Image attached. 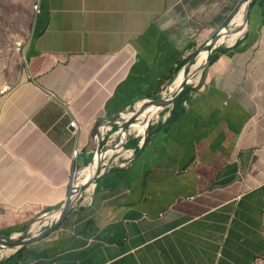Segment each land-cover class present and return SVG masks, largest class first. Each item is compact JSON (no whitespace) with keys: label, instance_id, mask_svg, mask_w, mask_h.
<instances>
[{"label":"crops","instance_id":"1","mask_svg":"<svg viewBox=\"0 0 264 264\" xmlns=\"http://www.w3.org/2000/svg\"><path fill=\"white\" fill-rule=\"evenodd\" d=\"M38 5L14 86L0 92V217L57 209L73 172L97 156L104 166L52 231L0 264H264V0ZM228 22L236 38L213 48L175 114L173 101L142 132L118 133L172 95ZM113 143L122 150L109 158Z\"/></svg>","mask_w":264,"mask_h":264},{"label":"rangeland","instance_id":"2","mask_svg":"<svg viewBox=\"0 0 264 264\" xmlns=\"http://www.w3.org/2000/svg\"><path fill=\"white\" fill-rule=\"evenodd\" d=\"M36 5H37V0H0V92H2L3 89L6 90L12 89L14 86L15 83L14 75L16 74V72L19 71V68L23 62V49L32 37V33H33L32 25L34 18L36 16V11H35ZM231 33L234 32L233 31L228 32V34ZM203 47L204 46H201L192 52L190 56L194 58L192 65L194 62H196L197 55L200 52V50L203 49ZM206 63L207 60L204 61L202 66L196 72H194L191 69L192 66L188 68L187 77L189 82L190 81L193 82V80L195 82V79L197 77L200 78L199 76L202 75V70L205 67ZM176 78L177 76L169 84L168 91H170L173 88V83L176 80ZM174 93L175 92H172L171 94ZM170 95L167 96L169 97ZM159 99L160 98H154L150 100V102L146 103L145 105H143L138 109L139 110L138 113H140L141 115L143 110L147 106L153 104L154 101ZM165 107L166 106L164 105L161 106L160 108H165ZM134 113L136 112L135 111L132 112V114ZM155 115H157V111L153 115V118L156 117ZM139 116L136 120L133 121V124L141 123L142 125L146 123L148 120H153L152 116L149 118L148 114H145L142 117ZM134 134L128 136H132ZM105 163L106 162L104 161V164ZM103 166L104 165L102 163L100 164L99 168L101 169L103 168ZM55 210L56 209L49 211L39 210L37 212L36 211L22 212V214L17 213L16 217L11 216L14 212L8 211L6 212V214H3L7 216L0 217V235H8V236L14 235L15 240H22L37 236L40 232H42L46 228L45 226H43L46 220V215ZM2 213L4 212H0V214ZM54 222H50L49 224H53ZM33 224H36V226L32 229ZM13 248L14 247H9L0 244V253L10 254L12 252L7 253L5 251H7L8 249L12 250Z\"/></svg>","mask_w":264,"mask_h":264},{"label":"bare ground","instance_id":"3","mask_svg":"<svg viewBox=\"0 0 264 264\" xmlns=\"http://www.w3.org/2000/svg\"><path fill=\"white\" fill-rule=\"evenodd\" d=\"M249 2V1H248ZM243 10H244V4H242L236 14V22H240L242 20V17H243ZM246 25V24H245ZM242 31V30H241ZM237 33L235 34H231L229 36V39L232 41L236 38V35ZM225 36L222 35L219 39V41H223L225 40L224 38ZM207 56H208V50L207 49H201L200 52L198 53L197 55V58H196V62L193 63V65H191V69L196 72L199 70V68L202 66V64L204 63V61H206L207 59ZM191 74V73H189ZM201 75V73H200ZM200 77V76H199ZM185 78V75L183 73V71H181L179 73V75L177 76L176 80L174 81L173 83V88L171 89L172 92H177L181 87H182V82ZM197 79L199 80V78L197 77L195 80L197 81ZM190 80V79H189ZM191 82V81H190ZM194 82V80H193ZM190 84V83H189ZM166 91V90H165ZM164 96V95H163ZM162 96V97H163ZM165 99H168L165 97ZM165 100H156L153 104L147 106L142 114L139 116V117H142L143 115L145 114H148L149 115V118L152 116V119H153V115L156 113L157 110L160 109L161 106L164 105V102ZM141 106V105H140ZM138 110V109H137ZM124 114V113H123ZM127 117L126 118H131L132 114L130 115H126ZM156 116V115H155ZM154 116V117H155ZM124 127V125H122V128ZM131 128L132 130H135L137 132H142V128L143 126L141 124H133L131 125ZM115 151V146H112L111 149H110V152H114ZM110 158V157H109ZM103 162V158H101L100 156H97L94 160V162L92 163V165L88 168H86L85 170H83V173L81 174V179H80V183L78 185H73L72 189H71V195L72 197L74 196H77L78 195V192H79V189H80V186L84 185V189L86 192H89L92 190L93 188V178H94V175L96 173V169L97 167ZM59 217V211H53L49 214L46 215V220H45V224H49L50 222H54L58 219ZM45 218V217H44ZM42 225V224H41ZM36 226V224H33L32 225V229ZM39 228V227H38ZM37 228V229H38ZM36 230V229H35ZM39 230V229H38ZM33 234V233H32ZM37 234V233H36ZM13 250H10L8 249L7 250V253L9 252H12ZM6 252V251H5Z\"/></svg>","mask_w":264,"mask_h":264},{"label":"water","instance_id":"4","mask_svg":"<svg viewBox=\"0 0 264 264\" xmlns=\"http://www.w3.org/2000/svg\"><path fill=\"white\" fill-rule=\"evenodd\" d=\"M247 0H243V2H246ZM236 13V12H235ZM229 22L223 26L222 28H226L228 26ZM219 39V33L217 32L216 34H214V36L211 38V40L203 47V49H207L208 50V56H207V61L209 58V54L210 52L213 50L216 41ZM193 57L190 59L189 64L187 66L186 69L183 70V73L185 75V78L182 82V87L175 92L174 94H172L168 99L165 98H160V100H165L164 105L165 106H169L173 103L174 99L183 91V89L185 88V86L188 83V68L192 65L193 62ZM155 102V101H154ZM163 105V106H164ZM139 110L136 111V113L132 114L131 118H129V120L124 124V127L121 129L122 132L125 131V129L133 124V121L136 120L138 118V116L140 115V113H138ZM100 151V148H99ZM99 167V166H98ZM98 167L96 169V171L98 170ZM71 183H70V193L69 196L66 198V200L61 204V206H59L56 211H59V217L58 219L53 223V224H43V226H45L46 228L40 232L37 236H34L32 238H26V239H22V240H15V236L11 235H0V244L5 245V246H9V247H21L24 246L32 241L38 240L43 238L44 236H46L50 231H52L55 226L60 222V220L66 215V213H68V211L72 208L73 204H75V202L78 200L79 196L83 193L84 189V185L80 186L79 192L77 196L72 197L71 195V189L74 185V172L72 173L71 176ZM4 240V241H3Z\"/></svg>","mask_w":264,"mask_h":264},{"label":"built area","instance_id":"5","mask_svg":"<svg viewBox=\"0 0 264 264\" xmlns=\"http://www.w3.org/2000/svg\"><path fill=\"white\" fill-rule=\"evenodd\" d=\"M244 3V2H243ZM240 8V7H239ZM239 10V9H238ZM238 10L236 11V14H237V12H238ZM35 11H36V14L37 13H39V5H38V0H37V5H36V7H35ZM230 24V23H229ZM231 25H236L235 23L234 24H230V25H228L226 28H221L219 31H218V33H219V39H220V37L222 36V35H224L225 37V40H223V41H219V39L216 41V43H215V46L214 47H216V46H219V45H221V44H225V45H227V46H231V44L233 43V40L231 41L230 39H229V36L231 35V34H234V33H231V34H228V32L230 31V26ZM170 93H172V91L170 90ZM122 119H125V116H122L121 117ZM131 125H133V124H131ZM131 125H129L126 129H125V131L124 132H122L121 130L118 132V133H121L122 135H126V134H128V135H131V134H136L137 133V131H135V130H132V128H131ZM69 126L70 127H72V128H74V129H76L77 128V124H76V121L75 120H72L71 122H70V124H69ZM133 132V133H132ZM120 141V140H119ZM111 145H114L115 146V151L114 152H110V149H111V147H109V148H106L105 150H103L106 154H108V156L109 157H111L113 154H115V153H118V152H120L121 150H122V146L121 145H117L116 143H113V144H111ZM103 171V168H99L98 167V170L96 171V173H95V176H94V178H93V181L95 180V178L99 175V173L100 172H102ZM81 174H82V172H78V173H76V174H74V185H78L79 183H80V179H81ZM92 181V182H93ZM86 194H87V192L84 190L83 191V193L80 195V197H83V198H85V196H86ZM13 251H12V253L16 250V247H14L13 249H12ZM7 252V251H6ZM12 253H10V254H3V253H0V260H2V259H4L5 257H8L9 255H11Z\"/></svg>","mask_w":264,"mask_h":264},{"label":"trees","instance_id":"6","mask_svg":"<svg viewBox=\"0 0 264 264\" xmlns=\"http://www.w3.org/2000/svg\"><path fill=\"white\" fill-rule=\"evenodd\" d=\"M213 60V57H209L208 58V63L209 62H211ZM187 88H188V86H185V88L183 89V91L174 99V108H173V110L171 111V115H170V117L169 118H171V116H173V114H175V109H176V107H177V100L181 97V95L183 94V92H185V90H187ZM173 120V119H172ZM145 143H147V139H146V141H145ZM145 143H144V145H145ZM137 151V150H136Z\"/></svg>","mask_w":264,"mask_h":264}]
</instances>
